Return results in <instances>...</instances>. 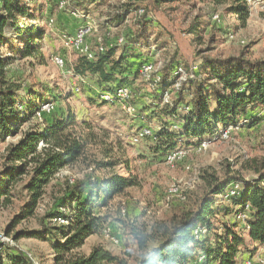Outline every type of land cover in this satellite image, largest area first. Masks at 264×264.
Here are the masks:
<instances>
[{
    "label": "trees",
    "instance_id": "trees-1",
    "mask_svg": "<svg viewBox=\"0 0 264 264\" xmlns=\"http://www.w3.org/2000/svg\"><path fill=\"white\" fill-rule=\"evenodd\" d=\"M180 1L122 0L105 23L108 27H118L136 8L144 6L148 10H142L137 31L127 35L124 46L97 53L92 61L78 56L73 63V73L95 78L100 87L109 92L129 84L127 78H135L139 67L147 63L138 52L147 45L148 31L153 27L152 21L146 20L148 11ZM229 2L227 13L245 23L250 15L245 1ZM25 5L23 0H0V144H5L0 170V207H8L13 199L22 202L20 213L8 225L7 234L22 221L34 218L48 189L53 187L57 188V196H52V206L56 208L52 207L40 220L38 230L16 232L13 241L27 237L48 242L53 264H129L124 257L114 255L101 245L92 247L88 254L80 250L88 238L102 234L106 227L105 218L94 213L95 204L107 205L126 189L136 187V179L112 175L99 182L89 178L71 182L68 178H57L64 168L84 161L88 146L95 142L91 125L78 121L71 112L52 118L54 109L49 115L43 114L40 125H29L21 130L24 124L35 120L40 106L48 102V98L38 92L22 95L23 88L8 78L7 68L15 57L37 54L45 34L42 27L20 24L22 19L34 18ZM201 31L203 28L199 25L189 29L190 34ZM22 35L25 37L20 50L16 40ZM137 57H141L137 65L128 62L129 58ZM171 65L162 69L158 79L156 87L160 92L156 99L159 101L163 92L177 83L170 78ZM179 67L187 79L176 88V98L161 110V114L177 121L179 126L164 128L154 135L156 153L167 156L182 146L196 147L204 140L217 139L221 130L258 124L259 118L249 113L264 109V59L251 61L243 53L226 58H204L194 74L192 70L188 72ZM18 135L20 138L15 143L6 141ZM251 162L247 170L255 174L252 180L232 178L230 182H218L213 176L205 178L208 190L190 209L168 222L156 223L143 236L134 233L138 248L134 264H239L248 258L241 256L248 248L246 240L264 249V160ZM95 165L97 169H107L115 163L96 162ZM234 184L240 185L239 191L229 197L228 190ZM217 197L231 201L232 207L224 206ZM231 213L234 222L225 219ZM239 215H244V219H239ZM58 217L66 224L51 223ZM45 219L49 223H45ZM199 229L202 233L195 235ZM4 249L14 248L1 246L0 253ZM15 255L8 254L10 264H28L21 254Z\"/></svg>",
    "mask_w": 264,
    "mask_h": 264
},
{
    "label": "rangeland",
    "instance_id": "rangeland-1",
    "mask_svg": "<svg viewBox=\"0 0 264 264\" xmlns=\"http://www.w3.org/2000/svg\"><path fill=\"white\" fill-rule=\"evenodd\" d=\"M23 1L34 18L22 19L20 24L42 27L45 34L37 54L26 58L15 57L7 68L8 78L23 88L22 95L33 91L48 98L47 103H51L55 109L52 118L64 117L71 112L78 121L89 123L95 135V142L88 146L84 161L64 168L57 178H68L71 182L89 178L99 182L112 175H121L134 177L138 184L126 189L105 206L95 204L94 213L105 218L106 227L110 228L111 237L116 238L117 243H112L102 234L92 236L86 240L81 253L88 254L92 247L101 245L113 254L124 257L129 264H134L138 250L134 233L143 236L156 223L168 222L190 209L196 199L208 190L205 178L213 176L218 182H230L232 178L250 181L255 177L247 168L252 165L251 160H264V109L249 113L259 118L258 124L253 127L221 130L217 139L204 140L196 147L182 146L167 156L154 151V135L164 128L177 129L179 126L177 121L161 114L163 106L176 98V88L187 79L184 71L177 68L178 65L188 69V72L193 71L194 66L196 72L204 58H226L243 53L251 61L264 59V0H244L250 10L245 23L227 13L229 0H181L161 6L157 11H148L146 20H151L154 28H149L148 43L140 48L138 54L143 56L142 61L152 63L153 72L143 76L140 72L143 65L140 66L136 77L129 76V84L122 86L128 89L129 97L124 101L112 102L101 99L109 91L102 89L95 78L78 77L73 73V63L78 55L68 39L73 37L76 28L90 24L94 30L85 38L84 44L92 53H97L99 45L103 48H121L124 44H117L116 41L120 36L126 41L128 34L137 31L141 18L137 11L146 7L136 8L122 25L108 27L106 18L112 15L122 0H57L66 2L62 9L58 8L56 2L47 0ZM78 12L86 18L82 19ZM214 16L217 19H213ZM48 20H52L50 25ZM195 25L201 26L203 31L190 34L189 29ZM24 37L22 35L20 40H16L20 50ZM56 57L64 61L62 69L55 65ZM139 58H129L128 62L137 65ZM169 64L173 69L170 78L177 83L168 87L159 101L156 98L160 91L156 86L162 69ZM46 92L49 94L45 95ZM126 106H130V112ZM41 123L32 120L30 124H24L21 130ZM142 130L151 132L150 137L134 142L133 139ZM224 134L226 137H223ZM19 138L20 135L9 137L6 141L15 143ZM4 148L5 144H0V170ZM177 152L185 154H176L175 159L170 161L169 157ZM96 162H113L115 166L97 169ZM172 185L178 187L177 195H168ZM235 186L228 190L229 197L237 195L239 186L237 189ZM231 191H234V195L229 194ZM56 192L57 188H49L34 218L22 221L9 234L8 225L20 213L22 202L13 199L8 207H0V234L12 238L16 232L38 230L40 220L54 207L52 196H57ZM219 201L228 208L232 207L229 200ZM121 205L125 207V216L119 213ZM238 218L244 219L243 215ZM44 222L49 223V220L45 219ZM51 223L55 224L53 220ZM12 242L13 250L4 249L0 253V264H10L8 254L13 256V253L21 254L28 264H53V253L48 242L27 237ZM246 242L247 261L264 264V253L259 251L260 248L248 240ZM244 263L245 259L239 264Z\"/></svg>",
    "mask_w": 264,
    "mask_h": 264
},
{
    "label": "built area",
    "instance_id": "built-area-1",
    "mask_svg": "<svg viewBox=\"0 0 264 264\" xmlns=\"http://www.w3.org/2000/svg\"><path fill=\"white\" fill-rule=\"evenodd\" d=\"M49 2H56L58 5V8L62 9L65 8L66 6V2L64 1H57V0H47ZM138 16H142L143 11L142 10H138L137 11ZM79 14V12H78ZM80 17L82 19L86 18V16H83L81 14H79ZM76 16V14H75ZM48 24L50 25L52 23V20H48ZM94 30L93 26L90 24H86L83 25L79 28H76L75 33L73 35L72 38L68 39V43L72 46L73 51L78 55V56H83L85 57L87 60L92 61L95 58V55L97 53L101 54L103 53L106 49L110 48V46H108L107 48H103L101 45H99L98 49H97V53L94 54L92 53L88 47L84 44L85 42V38ZM117 44H124V38L123 36H120V38H118V40L116 41ZM54 63L55 65H57L59 68H63L64 67V61L62 60V58H58L56 57L54 59ZM141 74H143V76L147 75V74H151L153 72V65L152 63H146L142 66L141 70H140ZM193 74H194V66H193ZM79 77V76H78ZM129 97V91L126 88H115L112 92H109L108 94H104L103 96H101V99H103L105 102H112L113 100H122L124 101L125 99H127ZM53 110V106L51 105V103H44L40 106L39 110L36 112L35 114V119L39 122L42 121V116L45 113H50ZM126 110L128 112L131 111L130 106H126ZM232 131V130H231ZM231 131H228L227 133H231ZM149 135V136H148ZM151 132L147 131V130H142L140 131L137 136H135V138L133 139L134 142H138L139 140L143 139L144 137H150ZM176 154H185V153H175L173 155V157ZM119 213L121 216H125L126 214V210L124 205H121L119 208ZM53 222L57 225H65L66 222L62 219V218H55L53 219ZM102 235L106 238L109 239L112 243H117V239H113L111 237V230L108 227H105L102 231ZM12 238L4 236L3 234H0V247L1 246H9V247H13V242H12ZM245 264H247V258L245 259Z\"/></svg>",
    "mask_w": 264,
    "mask_h": 264
},
{
    "label": "bare ground",
    "instance_id": "bare-ground-1",
    "mask_svg": "<svg viewBox=\"0 0 264 264\" xmlns=\"http://www.w3.org/2000/svg\"><path fill=\"white\" fill-rule=\"evenodd\" d=\"M213 19H217V16H214ZM223 137H226V134H224ZM176 156H177V155H175L174 157H173V156H170V157H169V160H170V161H173V160L175 159ZM235 185H236V186H235V189H237L238 186H240L239 184H235ZM237 185H238V186H237ZM177 194H178V187H177L176 185H172V186H170L169 189H168V195H170V196H174V195H177ZM229 194H230V195H234V191H231ZM243 217H244V215H243ZM194 233H195V235H198L199 233H202V231L199 229V230H196ZM244 264H245V263H244ZM247 264H251V262H250V261H247Z\"/></svg>",
    "mask_w": 264,
    "mask_h": 264
},
{
    "label": "crops",
    "instance_id": "crops-1",
    "mask_svg": "<svg viewBox=\"0 0 264 264\" xmlns=\"http://www.w3.org/2000/svg\"><path fill=\"white\" fill-rule=\"evenodd\" d=\"M225 219H229V217H227V218H225ZM229 221H231V222L233 221V222H234V220H232V219H231V220L229 219ZM239 227L242 228V227H244V225L241 223V224H239ZM254 246L257 247L256 244H254ZM259 251H260L261 253H264V249H262V248H260ZM114 255H115V254H114ZM241 256H242V258H244L246 255H245V253H241Z\"/></svg>",
    "mask_w": 264,
    "mask_h": 264
}]
</instances>
